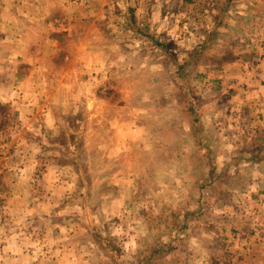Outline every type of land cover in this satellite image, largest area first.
Returning a JSON list of instances; mask_svg holds the SVG:
<instances>
[{
    "label": "rangeland",
    "instance_id": "1",
    "mask_svg": "<svg viewBox=\"0 0 264 264\" xmlns=\"http://www.w3.org/2000/svg\"><path fill=\"white\" fill-rule=\"evenodd\" d=\"M0 264H264V0H0Z\"/></svg>",
    "mask_w": 264,
    "mask_h": 264
},
{
    "label": "trees",
    "instance_id": "2",
    "mask_svg": "<svg viewBox=\"0 0 264 264\" xmlns=\"http://www.w3.org/2000/svg\"><path fill=\"white\" fill-rule=\"evenodd\" d=\"M185 2H190L191 0H184Z\"/></svg>",
    "mask_w": 264,
    "mask_h": 264
}]
</instances>
